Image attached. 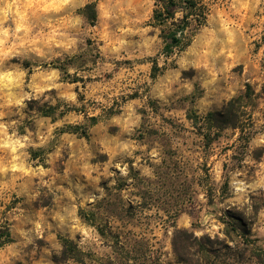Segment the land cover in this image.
<instances>
[{
  "label": "rangeland",
  "instance_id": "1",
  "mask_svg": "<svg viewBox=\"0 0 264 264\" xmlns=\"http://www.w3.org/2000/svg\"><path fill=\"white\" fill-rule=\"evenodd\" d=\"M203 1L204 25L165 57L151 0H0V264H57L59 237L83 262L59 264H179L174 228L243 249L215 245V264H258L264 0ZM247 86L238 128L204 139L205 115ZM231 218L247 244L225 237Z\"/></svg>",
  "mask_w": 264,
  "mask_h": 264
},
{
  "label": "trees",
  "instance_id": "2",
  "mask_svg": "<svg viewBox=\"0 0 264 264\" xmlns=\"http://www.w3.org/2000/svg\"><path fill=\"white\" fill-rule=\"evenodd\" d=\"M153 2L152 21L161 26V39L163 42L162 53L165 57L170 56L173 51H181L187 47L192 37L193 29L203 26L208 14V8L203 0H151ZM81 12L89 24L93 25L96 20L95 6L92 3L86 4ZM249 86L243 96L227 101L219 110L209 112L203 118L205 131L204 139H210L211 130L221 131L225 128H238L240 122V104L242 100L250 99ZM54 112V107H46L41 113L48 116ZM194 117V116H193ZM94 121V118H90ZM196 119V118H195ZM195 121V120H194ZM78 126H69L67 129L73 133L78 130ZM86 135L85 131L81 132ZM93 217V216H92ZM224 232L225 237H230V232L235 233L243 240L242 244H247L248 230L241 218H231ZM229 226V227H228ZM97 231L103 238L111 240L114 250L119 248L118 236L110 229L97 227ZM60 252L54 256L55 263H64L68 260L83 263L74 242L65 237H59ZM10 242L9 232H3L0 236V247ZM222 245L230 255H235L238 259L243 257V249L231 251L227 245H223L218 240L211 239L207 235L201 237L194 236L185 229L174 228L171 237V248L179 264H215L219 259V254L215 245ZM117 247V248H116ZM258 264H264V248H259L256 252Z\"/></svg>",
  "mask_w": 264,
  "mask_h": 264
}]
</instances>
